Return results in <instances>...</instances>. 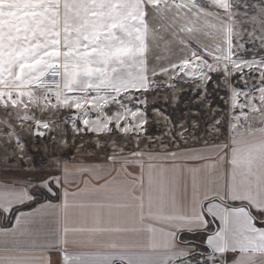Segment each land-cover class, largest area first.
Instances as JSON below:
<instances>
[{
	"label": "crops",
	"instance_id": "1",
	"mask_svg": "<svg viewBox=\"0 0 264 264\" xmlns=\"http://www.w3.org/2000/svg\"><path fill=\"white\" fill-rule=\"evenodd\" d=\"M195 2L0 0V91L24 95L58 69L72 94L147 91ZM68 153L49 172L0 171V264H187L199 248L264 264V130L166 161ZM39 193L51 199L7 227Z\"/></svg>",
	"mask_w": 264,
	"mask_h": 264
},
{
	"label": "rangeland",
	"instance_id": "2",
	"mask_svg": "<svg viewBox=\"0 0 264 264\" xmlns=\"http://www.w3.org/2000/svg\"><path fill=\"white\" fill-rule=\"evenodd\" d=\"M222 1L187 4L188 24L178 27L182 41L172 35L177 53L163 64L169 71L156 74L147 91L72 94L63 89L60 69L24 95L0 91V171L39 166L45 173L52 161L70 156V146L88 161L131 152L166 161L263 131L264 0ZM73 112L85 116L74 129L65 122ZM204 255L186 263L214 264Z\"/></svg>",
	"mask_w": 264,
	"mask_h": 264
},
{
	"label": "trees",
	"instance_id": "3",
	"mask_svg": "<svg viewBox=\"0 0 264 264\" xmlns=\"http://www.w3.org/2000/svg\"><path fill=\"white\" fill-rule=\"evenodd\" d=\"M189 97L190 96H188V95H184L183 96V98H184V100H183V102H185V100L186 101H188L189 100ZM180 107V106H179ZM183 110V108H180V110L177 112V114H181L182 113V110ZM172 115V114H171ZM170 116V115H169ZM173 116V115H172ZM49 198V199H43V201H42V198ZM34 198H35V200H34V202L31 204V205H29V206H26V207H24V208H22V209H19V210H17L16 212H14L12 215H11V217H10V219H8V222H7V225H10V224H12V221H13V216H14V214L15 213H17V212H20V211H25V210H28V209H32V208H34L35 206H37L38 204H41V202H45V201H47V200H50L51 199V197H49V196H47L46 194H44V193H39V194H37V195H35L34 196ZM1 217V216H0ZM260 218H261V216H260ZM201 236H199V238H200ZM202 238H203V236H202ZM199 243L201 244L202 243V241H199ZM200 250H199V252H201V253H197V255H196V258L197 257H199L200 255H202V253H203V255L205 254V255H208L210 252L207 250V249H205V248H203V249H201V248H199ZM204 255V256H205ZM194 258V257H193Z\"/></svg>",
	"mask_w": 264,
	"mask_h": 264
},
{
	"label": "built area",
	"instance_id": "4",
	"mask_svg": "<svg viewBox=\"0 0 264 264\" xmlns=\"http://www.w3.org/2000/svg\"><path fill=\"white\" fill-rule=\"evenodd\" d=\"M48 98H50V100L52 102L55 101V97L54 96H48ZM44 105H47V104H44ZM38 107H39L38 111H41L43 109V108H41L42 106H38ZM33 118H34V116L32 115L29 119H33ZM84 118H85V116H84L83 112H73V113H69L66 116L65 122H66L68 127L74 129L75 127L79 126V124L82 122V120ZM35 131L39 135H43L44 134V129L40 125H36L35 126Z\"/></svg>",
	"mask_w": 264,
	"mask_h": 264
}]
</instances>
